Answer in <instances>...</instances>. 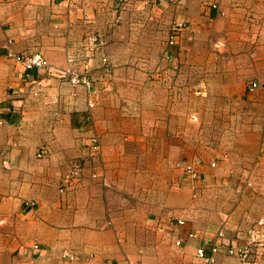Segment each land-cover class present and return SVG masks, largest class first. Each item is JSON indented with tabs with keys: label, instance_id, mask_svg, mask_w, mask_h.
I'll list each match as a JSON object with an SVG mask.
<instances>
[{
	"label": "crops",
	"instance_id": "1",
	"mask_svg": "<svg viewBox=\"0 0 264 264\" xmlns=\"http://www.w3.org/2000/svg\"><path fill=\"white\" fill-rule=\"evenodd\" d=\"M84 15L106 40L107 63L89 70L95 94L7 57L10 44L67 67ZM175 19L185 28L168 46ZM194 82L211 102L191 113L183 93ZM137 94L147 113L122 116ZM144 156L162 161L134 166ZM193 159L198 180L183 174ZM73 160L84 174L60 190ZM188 231L197 236L185 239ZM201 245L211 264H240L231 246H249L264 264V0L137 2L120 13L113 0H0V264L18 251L20 264H204Z\"/></svg>",
	"mask_w": 264,
	"mask_h": 264
},
{
	"label": "built area",
	"instance_id": "2",
	"mask_svg": "<svg viewBox=\"0 0 264 264\" xmlns=\"http://www.w3.org/2000/svg\"><path fill=\"white\" fill-rule=\"evenodd\" d=\"M162 1L169 2L174 6L181 5L183 0H113V9L115 12H121L126 8L133 6L137 2H141L143 5L154 6L157 3ZM82 23L87 25V30L83 37L77 41H75L73 45V49L67 52V67L59 68L53 67L45 62L42 54L40 53H32V54H17L13 51L10 44L7 46L6 55L9 58H13L14 60L20 62L25 69L36 68L38 71L43 72L44 74H50L51 76H56L61 80L68 81L72 85L81 84L87 88V91L90 92L89 95H93L96 92V87L93 86V79L89 76V70L92 67V64L99 63L100 65H105L107 63V57L105 55L106 48V40L102 32L97 29L95 25V20L93 17L88 15H84L82 18ZM185 28V24L181 20H173L169 24V28L167 31L166 44L168 46L175 44L177 38L181 35L182 30ZM10 43V42H9ZM223 41L218 40L215 46L220 49L223 47ZM79 66L80 68H77ZM257 83L252 81L249 84L248 90H253V88L257 87ZM200 93V90L197 91ZM95 102L93 100L88 102L89 107H93ZM191 119L196 121V116L191 115ZM90 152L92 155L97 156L99 153V142L97 136H92L90 139ZM199 161L193 159L188 162L183 163V172L190 179L195 180L199 179L200 173L196 169L195 165ZM177 165H180L178 163ZM211 167L215 166V161L210 163ZM84 174V165L77 161L73 160L70 164L69 172L62 178L60 190H66L68 187H73L77 181H80L81 177ZM91 177H95L96 173L92 171L90 173ZM105 183V181H103ZM250 183H248L249 185ZM196 196V193L193 194ZM262 221H258V224ZM176 223L178 225H183L185 223L184 219H177ZM186 238L196 237V231H188L183 235ZM184 241L183 237L178 238L175 241L176 245H181ZM32 251L38 250V243L34 242L31 247ZM217 245H213L211 250L212 253L218 250ZM227 252L232 254L238 258L240 264H254V260L251 259V249L249 246H244L242 248L238 247H229L227 248ZM63 256H67L69 259H74V256L71 254H63ZM195 256L203 260L204 264H211L214 261L213 255H207L205 252V248L203 245L199 246L195 250ZM21 255L19 252H16L11 261L8 264H20Z\"/></svg>",
	"mask_w": 264,
	"mask_h": 264
},
{
	"label": "rangeland",
	"instance_id": "3",
	"mask_svg": "<svg viewBox=\"0 0 264 264\" xmlns=\"http://www.w3.org/2000/svg\"><path fill=\"white\" fill-rule=\"evenodd\" d=\"M189 84H191V78H190V80H188L187 86ZM192 85H193L192 92H191L190 89H188L187 92L183 93L184 101L183 100L182 101L185 102V104L188 106V111L189 112L195 113L197 111L196 108H195L196 106L201 107V104L203 105V104H205L207 102H211V101L204 100V102H201V100H200L201 94H198L197 93L198 87L197 88L195 87L196 86V83L194 82V83H192ZM130 96H132L131 98L133 99V96L134 95H130ZM145 96H147V95L146 94H137V96H135V98H139V102L138 103H135V104L134 103L133 104L132 103H124L123 104L124 106L118 107L119 111L121 112V115L123 116V112H126V110H128V109L131 110V114H133L134 117L135 116L140 117L141 115H143V113L146 114L147 113L146 111H148L147 108H146V105H147V101L148 100L146 99ZM161 100H162V96H161ZM134 105H137L138 107H134L133 108ZM130 106H131V108H130ZM138 110L140 111L139 113H138ZM143 110H144V112H143ZM187 122H188V126L187 127L189 129H191V130H193V128L195 129L196 127H198L197 120L196 121H190L189 119H187ZM128 131H130V130H128ZM128 131L123 132V134L126 133V132H128ZM90 139H91V137H90ZM118 141L117 140H114L113 141V144L115 145ZM128 144L129 143L121 140L119 142V147H120V149H123V148H126V146ZM232 145L233 144H229V147L227 148V144L225 143L223 145V150H226L227 151V150L232 149V147H231ZM142 149H143V147H142V144H141V146H140V148L138 150V153L141 152ZM98 155H99V153H98ZM98 155L96 157H98ZM111 156L114 158L115 155H111ZM90 157H93V156H90ZM122 158H123L124 164H128L129 160L131 159L128 156H122ZM133 160H134L133 161L134 162V166L140 165V166H143V167H147V166L154 165L156 162L162 161V158H158V157L152 158V157L144 156V157H136V158L134 157ZM77 161H80V160H77ZM149 161H152V163H150ZM234 175L237 176V175H240V174H238V173H229V174L225 173V176H228L229 178H233V179L235 178ZM195 180H198V179H195ZM248 183H250L249 185H251V182L247 181L246 184H248ZM196 196H197V193H196ZM198 197H199V195L195 199H197ZM175 258H179L181 260L182 259V255L177 254Z\"/></svg>",
	"mask_w": 264,
	"mask_h": 264
}]
</instances>
